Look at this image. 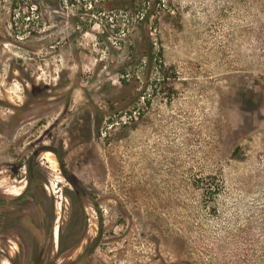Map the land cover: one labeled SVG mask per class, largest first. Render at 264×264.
Masks as SVG:
<instances>
[{
	"label": "rangeland",
	"instance_id": "obj_1",
	"mask_svg": "<svg viewBox=\"0 0 264 264\" xmlns=\"http://www.w3.org/2000/svg\"><path fill=\"white\" fill-rule=\"evenodd\" d=\"M57 2L0 0V162L47 147L0 264H264V0H174L128 75L126 12Z\"/></svg>",
	"mask_w": 264,
	"mask_h": 264
},
{
	"label": "trees",
	"instance_id": "obj_2",
	"mask_svg": "<svg viewBox=\"0 0 264 264\" xmlns=\"http://www.w3.org/2000/svg\"><path fill=\"white\" fill-rule=\"evenodd\" d=\"M51 3L56 11L62 8L57 0H46ZM69 0L71 4L77 3L84 12L85 6L96 8L97 13L105 14L106 12H126L128 23L117 24L116 32L123 35V40L127 39L126 45L129 53L121 73L127 74L129 69L142 67L144 72H150L158 66H165V56L162 47H159L155 37L154 28L160 29L163 22L173 21L177 16V10L174 0ZM94 3L95 6L93 5ZM57 12V13H58ZM70 13L68 10H62V17L65 18ZM74 15V14H73ZM122 32V34H121ZM122 37V36H121ZM122 40V41H123ZM137 76L123 79L124 87L132 84Z\"/></svg>",
	"mask_w": 264,
	"mask_h": 264
},
{
	"label": "flooded vegetation",
	"instance_id": "obj_3",
	"mask_svg": "<svg viewBox=\"0 0 264 264\" xmlns=\"http://www.w3.org/2000/svg\"><path fill=\"white\" fill-rule=\"evenodd\" d=\"M74 121H79V119L75 118L74 120H72L73 122L72 126L76 125V122ZM0 123H5V120L3 121L0 119ZM7 145H8L7 154L12 157L13 155H16L17 158L20 159L17 163L4 165L3 161L5 159V156H3L4 158L0 162V181H2V179L5 180L6 178H8L11 181V185L5 186L4 188L0 187V216L3 217L2 223L0 222V227L1 228L7 227L8 229H17L18 227H16V225L19 226V224H21V220L19 218L21 214L20 210L28 211V208L30 209L32 207L33 205L32 203L37 204L39 202V206H41L40 204L41 201L38 200L37 195L43 194V192H40L38 190L40 188L42 191H45V188H41V187H45L46 183H44L43 180L44 177L42 171L43 167L41 166L43 164L41 161H39L38 158H39V154H43L44 150H47V147L42 146L43 144H35V145L30 144V146L28 147L29 152L27 154L26 152L20 154L17 151V148H20L21 144H7ZM36 145H39L38 150L37 148L32 149L33 146ZM22 168L27 170L26 172H24V174L20 172ZM4 172H7V174H3ZM17 184H19V186L23 189L22 191L20 192L13 191L12 188L16 187ZM73 186L74 188H72V191L74 192L75 195L78 196V198L80 195H84L83 194L84 191L78 188V185L74 184ZM47 207L48 206L45 207L46 210L48 209ZM82 208L84 209V207ZM6 216L9 217V220H5ZM17 217L18 219L16 220ZM32 217L35 216H32V212H31L28 218L32 219ZM44 225L47 230L48 227L47 213H46V218L44 219ZM56 228L57 227L54 228L55 233H56Z\"/></svg>",
	"mask_w": 264,
	"mask_h": 264
}]
</instances>
